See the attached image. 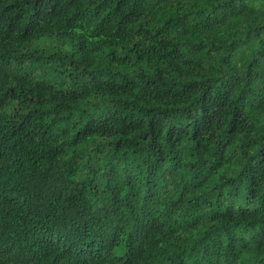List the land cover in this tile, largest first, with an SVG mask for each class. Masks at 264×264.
Masks as SVG:
<instances>
[{
    "label": "trees",
    "instance_id": "trees-1",
    "mask_svg": "<svg viewBox=\"0 0 264 264\" xmlns=\"http://www.w3.org/2000/svg\"><path fill=\"white\" fill-rule=\"evenodd\" d=\"M0 264H264V0H0Z\"/></svg>",
    "mask_w": 264,
    "mask_h": 264
}]
</instances>
